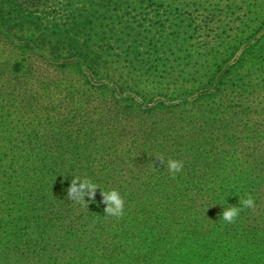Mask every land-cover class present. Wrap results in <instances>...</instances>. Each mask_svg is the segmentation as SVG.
<instances>
[{
    "label": "trees",
    "instance_id": "obj_1",
    "mask_svg": "<svg viewBox=\"0 0 264 264\" xmlns=\"http://www.w3.org/2000/svg\"><path fill=\"white\" fill-rule=\"evenodd\" d=\"M0 264H264V0H0Z\"/></svg>",
    "mask_w": 264,
    "mask_h": 264
},
{
    "label": "clouds",
    "instance_id": "obj_2",
    "mask_svg": "<svg viewBox=\"0 0 264 264\" xmlns=\"http://www.w3.org/2000/svg\"><path fill=\"white\" fill-rule=\"evenodd\" d=\"M164 167L168 169V171L175 175V173L179 172L183 167L182 161L175 160V159H168L164 160L163 157L157 158ZM71 182L69 187L67 188V197L74 202L86 203L85 197L87 196L90 201H95V190L99 189L100 186L96 183L91 177L87 176L86 174H77L71 175ZM101 193V190H100ZM102 195V203L105 205L104 207V214L112 217H122L124 215V197L120 194V192L116 188H111ZM225 207H223L222 212L220 213L221 218L225 222H233L235 218L239 215L241 206H233L227 204L224 198ZM241 204L244 207H253L254 202L251 196H247L245 199L242 200Z\"/></svg>",
    "mask_w": 264,
    "mask_h": 264
}]
</instances>
